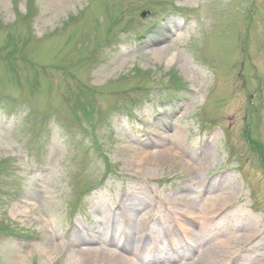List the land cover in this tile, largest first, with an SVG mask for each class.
I'll return each instance as SVG.
<instances>
[{
	"label": "rangeland",
	"instance_id": "rangeland-1",
	"mask_svg": "<svg viewBox=\"0 0 264 264\" xmlns=\"http://www.w3.org/2000/svg\"><path fill=\"white\" fill-rule=\"evenodd\" d=\"M213 1L208 0L209 3ZM126 2L0 0V94L12 96V100L23 97L30 104V90L36 87L35 83L40 86L41 82H45L50 96L49 103L42 107L43 111L46 114L57 113L65 126H69L68 121L72 124L76 117L73 108L76 105L82 107L85 97L96 99L102 114L110 111L106 121L96 122L92 127L87 116L79 113L81 118L78 122L86 128L83 135L86 143L97 142L105 151L100 152L96 146L89 149L100 163L87 150L81 157L76 155L74 150L83 149L80 136L66 139V133L70 131L55 123L47 132L48 141L37 150L30 132L32 128L27 129L21 120L13 117L16 113L9 114L7 107L0 108V159L10 162L7 163L10 166L22 167L21 171L0 175V229L9 226L32 235L30 237H40L38 241L28 243L26 235L0 233V264H74L77 256L73 250L79 246H71L67 242L69 238L66 239L63 233L71 230L72 237L74 225L81 229L86 228V224L89 228L91 224L102 228L112 205L135 192L151 199L153 212L177 207L178 211L186 212V216H197L198 223H202V215L197 208L205 199L200 193L196 198L189 193L185 195L182 188L191 179L197 181L205 177L203 172L194 168V163L203 161L195 162L193 157L197 150L205 148L203 141L209 129L205 124L202 103L204 92L210 82L211 85L213 83L207 66L197 60L201 58L204 63L207 55L202 53L200 58L194 55L204 45L203 25L213 23L212 11L217 5L201 9L203 0H131V8L127 9ZM172 2L192 9L188 13L180 10L169 13ZM34 10H37V15L32 18ZM143 10H146L145 15L141 14ZM187 14L195 15L192 21L185 20ZM147 26L148 30L136 39L122 31L125 27L144 30ZM225 28L217 31L216 39L208 46V53L210 49L215 50L208 54L211 66L215 65V58H218L220 66L224 64L223 55L217 52H222L229 61L238 54L233 35ZM237 40L242 58L236 70L242 75L235 82L238 85L235 97L225 105L224 116L219 117L223 133L215 134L204 155L211 158V172L222 171L218 170L221 163L229 165L224 147L229 131L233 140L239 132V138L243 140L241 131L252 124L255 131L251 135L260 140L256 144H264V127L258 128L264 125V94H260L261 90L253 79V65L257 62L250 55V46H242L246 37ZM104 42H112L108 60L93 73V78L100 73L93 79L86 72V66ZM256 46L257 42L255 50ZM158 50H162L160 57L155 54ZM174 56L178 57L176 62L173 61ZM135 67L153 68L156 73L174 68L188 83L192 93H178L177 97L167 100L168 103L164 104L166 108L161 109L158 101L166 95V89L158 88L162 84L161 79L153 73L143 80L144 76L139 77ZM219 70L227 76L229 67ZM109 76L111 78L102 83ZM46 93L37 97L39 93L36 92L35 102L38 101V105L46 99ZM220 93L228 95L225 87ZM210 94L209 89L206 102ZM146 95L152 98L145 100ZM135 103L137 106H134ZM251 108L255 109L256 116L249 112ZM158 111L162 114L158 115ZM129 112L135 114L129 117ZM244 143L246 148L239 157L245 164L247 177L248 170L256 173L254 181L250 186L247 181L242 182L238 174H230L231 180L222 188L230 195L216 208L230 202L234 206L214 220L218 228L228 223L233 226L223 235L231 236L226 238V251L239 264H248L257 256H264V168L250 144L247 141ZM136 151L147 154L143 157L136 155ZM260 151L259 148L257 152ZM156 152L164 154L154 156ZM103 153L108 155L112 168L116 166L115 173L105 179L106 183L101 187L84 195L80 200L81 211L71 217V205L77 204L74 187H80L79 181H83L85 187L98 181L94 178L105 171ZM165 154H171V158L165 159ZM42 166H49L51 170L30 172L31 167ZM184 199L190 202L185 204ZM19 208L25 212L19 211ZM181 218L177 219L180 227L182 225L191 230L193 227L187 219ZM246 222L252 229L250 234L242 236L233 233L241 231ZM209 234L213 236L205 239L207 244L221 237L223 239L222 235ZM50 243L55 251L47 256L45 250H51ZM68 244L73 250L67 249ZM193 251L186 255L185 260L177 262L193 259L197 249Z\"/></svg>",
	"mask_w": 264,
	"mask_h": 264
},
{
	"label": "bare ground",
	"instance_id": "bare-ground-1",
	"mask_svg": "<svg viewBox=\"0 0 264 264\" xmlns=\"http://www.w3.org/2000/svg\"><path fill=\"white\" fill-rule=\"evenodd\" d=\"M155 54L160 57L162 55V50H158ZM177 58H178L177 56H174L173 61L176 62ZM162 153L163 152H156L154 156H157ZM135 154L136 155L141 154V156L144 157L146 156L147 153H145L144 155L142 154V152L138 153V151H136ZM170 158H171V154H167V155L165 154V159H170ZM204 165L205 163L201 164V169L204 167ZM204 170L207 171L206 168H204ZM228 195H230L228 193V190H225L216 195L208 197L204 202H202V204L200 205L199 212L202 215L203 221H202V225L199 227L198 232L196 233L197 236H199V238L204 239L207 236L204 234V232L208 231V228L212 226V225H209V223L213 220L214 215L217 213V209L215 208L220 206V204H223L224 202H226L227 198L229 197ZM130 205H131L129 209L130 212L126 210L127 225L129 224V226H127V228L129 229V233L127 234V237H128V240L126 242L127 244L123 245L121 244V241H117L116 239V235H118L117 233L113 234L114 241H109V242L113 243L115 247H119L123 245L122 247L125 253H130V254L134 253L137 256L135 252L136 251L138 253L140 252L139 249H135L137 238H140V239L143 238V241H145L149 237V234L147 232H150V229L152 228L153 225L155 227H158L157 224L159 221L158 219H155V224L146 223V219H147L146 217L144 218L142 215H136L143 208L142 205L139 207L133 206L132 203ZM18 210L25 212V210H22L20 208ZM197 211H198V208H197ZM141 216L143 217L144 220H142V222L140 223L138 221V218ZM245 227L248 229L250 228L249 225H246ZM191 233H192V230L189 231V237L191 238L190 240H192L193 246L197 245L198 243L196 241L197 238L191 237ZM245 233L250 234L251 230L250 231L245 230ZM77 235H78L77 236L78 243H93V242L98 243L101 241V239L106 238L99 231L95 232L93 236L85 235L84 232H79V231ZM242 236H245V234H243ZM226 238L227 237H223V239L213 241V243L204 247L203 250L201 249V251H199L197 255V258L193 259L192 263H186L182 261V263L180 264H224L229 258V254L226 251L227 241H228V239ZM151 240L153 241L154 249L158 248L163 251H166L164 235L161 231L156 230L155 234H151ZM50 245H51V250H49V248L45 250V252H47V256L51 255L55 251L54 248H52V243H50ZM148 251H149V244H146L141 254L148 253ZM73 253H75L77 256L75 257L74 264H95V263H98V264H136L132 259L120 253L119 251L115 249L106 248L102 245L96 246L94 248H81V249L78 248V250H73Z\"/></svg>",
	"mask_w": 264,
	"mask_h": 264
}]
</instances>
